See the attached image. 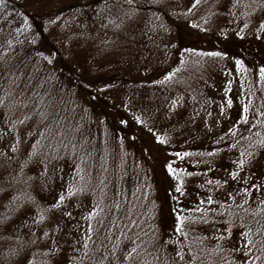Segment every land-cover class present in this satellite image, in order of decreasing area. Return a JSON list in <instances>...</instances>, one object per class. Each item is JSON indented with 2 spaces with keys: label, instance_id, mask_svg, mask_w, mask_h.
Segmentation results:
<instances>
[{
  "label": "rangeland",
  "instance_id": "rangeland-1",
  "mask_svg": "<svg viewBox=\"0 0 264 264\" xmlns=\"http://www.w3.org/2000/svg\"><path fill=\"white\" fill-rule=\"evenodd\" d=\"M197 1L138 0L134 8L119 5L113 10L93 6L88 15L79 16L73 25L78 35L77 64L92 76L110 78L94 82L93 88L120 105L124 114L145 131L148 141L152 138L161 150L174 153L176 171L185 173L192 168L195 174L207 166L201 154L209 150L214 152L215 147L227 144L236 134L234 116L241 118L244 114L246 84V72L236 59L209 55L211 52L200 46H186L177 63L169 66L167 46L175 41V30L171 17L166 18L164 13H179L175 14L179 20ZM251 9L255 11L256 7L251 6ZM261 20H264V12L253 15L244 7V1L218 0L211 27L222 37L238 33L245 36L264 34ZM0 36L3 38L0 37V42L4 41L5 45V35ZM21 46L29 52L26 44ZM42 53L48 61L49 53ZM4 70L0 66V98L9 95L6 91L9 85L2 86ZM31 72V69L24 71L23 79L27 81ZM53 88V83L47 86L43 102L27 99V106L12 119L7 113L0 117V153L8 148L13 151L17 146L21 157L30 156L31 162L23 173L37 191L30 194L39 197L42 205L10 219L14 222L9 225H0V264H12L23 258L7 251L6 243L13 239L27 244L51 239L54 245L59 243L67 251L75 249L80 253L89 238L96 235L95 229L102 225L109 230L110 221L116 219L120 220V225L115 229L113 252L117 257H127L133 235L144 233L151 225L153 205L151 200L146 201L150 191L145 182L144 172L147 171L142 166L147 167V163L124 137L115 135L114 139L112 128L109 129L101 118L91 119L87 106L70 108L71 94L65 90L64 96H58ZM73 90L74 86L69 88L70 92ZM54 98H63L62 107L67 106L69 113L61 116L62 107L60 116L42 109L44 102L51 106ZM77 123L82 125L85 134L80 136ZM189 127L198 133L184 140L182 135ZM208 128L216 134L210 136ZM204 135L205 139L199 141ZM157 136L162 139L157 140ZM245 136L237 138L235 143L248 144L247 150L259 146L264 156V127L246 132ZM191 138L196 140L190 146L187 141ZM110 148L113 155L105 154ZM35 150L37 155H33ZM241 160L243 164L239 163ZM248 163L245 150L225 155L215 168L214 183L233 179L231 186L223 188L222 185L220 191L223 193L209 196H203L200 190L177 194L183 213L203 217L207 211L201 209V203L223 200V194L234 193V185L240 182L248 185L253 179L250 172L237 168H248ZM8 168L0 164V176ZM260 174L262 179L257 178L254 187L257 198L249 200L240 190L237 202L245 206L252 203V208L264 216V169ZM42 185L63 197L60 206L49 210L48 219L44 209L48 207L47 193ZM12 193L0 194V209ZM42 215L47 219L44 222L40 219ZM208 232L209 229L199 231L201 239L215 243L216 229H212V236ZM236 244L242 249L240 264H250L257 253L251 255L249 245L257 246L258 243L236 240ZM77 258L60 257L58 264H68L70 259ZM123 263L139 264V260L137 257L127 258V261L124 258Z\"/></svg>",
  "mask_w": 264,
  "mask_h": 264
},
{
  "label": "trees",
  "instance_id": "trees-1",
  "mask_svg": "<svg viewBox=\"0 0 264 264\" xmlns=\"http://www.w3.org/2000/svg\"><path fill=\"white\" fill-rule=\"evenodd\" d=\"M137 1L0 0V34L5 35L6 41L5 45L4 41L0 42V66L5 68L2 86L9 85L6 89L9 95L0 98V117L7 113L12 119L15 113L24 110L27 99H40L43 102L46 97L45 90L52 83L55 84L53 90L56 91V95L64 96V91H68L72 96L70 108L87 106L91 119L101 118L109 129L112 128L114 139L115 135L124 137L125 142L133 145L137 154L145 160L147 167L142 166L147 171L144 172L145 182L150 191L146 201L151 200L153 205L151 225L145 228L147 230L144 233L133 235L134 240L126 254L127 257H117L113 252L115 229L120 225V220L116 219L110 221L112 225L109 230L102 225L101 228L95 229L96 235L89 238L87 246L85 245L80 253L75 249L67 251L58 242L54 245L51 239L30 244L13 239L6 243L7 251L19 254L23 258L12 264H42L40 260L45 264H58L60 257H78L77 260L70 259L68 264H121L124 258L127 261L130 257H137L139 264H240L242 249L237 247L236 240L239 243L241 240L256 241L257 246L249 245L251 255L257 253L250 264H264V216L263 214L260 216V211L252 208V203L249 202L245 206L237 202L240 190L249 197V200L252 197L257 198L254 187L257 184L255 180L262 179L260 170L264 169L263 151L259 146L247 150L248 144L235 143L237 138H246V132L264 127L262 124L264 75L261 74V69L264 68V34L253 33L249 36L240 34L230 37L217 34L211 27V21L218 0L195 2L190 12L179 20L175 17V14L179 13H164L166 18L171 17L169 19L175 30V41L167 46L171 64L169 66L177 63L180 52L184 51L186 46H200L211 53H218L217 57H232L240 61L246 72L243 92L245 109L241 118L234 116L236 134L228 139L227 144L215 147L214 152L217 154L213 156L203 154L207 166L202 168L201 172L195 174L192 168L185 173L176 171L174 164L177 158L174 157V153L161 150L159 143L155 144L152 138L148 141L145 131L139 129L128 115L124 114L120 105H116L108 96L99 94L97 89L93 88L94 82L101 83L110 78L103 75L92 76L83 66L77 64L78 35L73 31V25L79 16L88 15L93 6L101 5L113 10L122 5L129 9L134 8ZM241 1H244V7L253 15L264 12V0ZM251 6L256 7L255 11ZM21 44H26L29 52H25ZM44 51L49 53L48 61L44 59L45 54L42 53ZM30 69L32 76L26 81L23 79V72ZM47 74L50 75V79ZM73 86L75 90L70 92L69 88ZM63 102V98H54L51 106L44 102L42 109L45 112L53 111L56 116H60ZM68 111L67 106H63L61 116L69 113ZM78 127L80 136L85 134L82 125L78 124ZM207 131L210 136L216 134V131L210 128ZM197 133L189 127L182 138L186 140ZM12 135L15 136L16 133ZM204 139L205 135L199 141ZM194 140L196 139L191 138L187 143L191 146ZM238 150H245L249 169L240 166L237 168L250 172V177L253 178L251 182L248 185L241 182L239 185L235 184L232 190L234 193L224 192L221 201L201 203V209L207 211L203 217H192L191 214L183 213L177 194L185 193L186 190H200L203 196H209L223 193L220 191L222 185L223 188L231 186L233 179H223L224 182L214 183L216 180L213 174L216 172L217 163L225 158V155ZM105 154L113 155L112 148ZM0 155L1 166L9 167L8 171L0 176V194L13 192L0 209V225L3 223L9 225L14 222L10 219L42 205L39 197L30 194L37 191L34 186H30L23 173L31 162L30 156L21 157L17 146L13 151L8 148ZM33 155H37L36 150ZM169 167L172 171H169ZM43 188L48 199L46 202L48 207L44 208L48 219L49 210L60 206L63 200L59 199L60 196L54 190H46V186ZM177 188L180 191H177ZM42 217L43 222L47 220L45 215ZM177 217H180L181 224L179 232L176 231ZM213 228L217 231V234L213 235L217 239L216 242L211 244L203 241L199 231L206 232L209 229L208 233L212 236ZM70 234L74 236V233ZM220 236L225 238L218 241ZM177 252L180 253L179 256L176 255Z\"/></svg>",
  "mask_w": 264,
  "mask_h": 264
},
{
  "label": "snow or ice",
  "instance_id": "snow-or-ice-1",
  "mask_svg": "<svg viewBox=\"0 0 264 264\" xmlns=\"http://www.w3.org/2000/svg\"><path fill=\"white\" fill-rule=\"evenodd\" d=\"M260 25H261V28L264 29V20H261V21H260ZM238 35H240V33H238ZM209 55H218V53H209ZM237 63L239 64L240 61H237ZM261 74L264 75V68L261 69ZM166 78H167V77H166ZM122 123H123V121H122ZM156 139H157V140H161L162 138L159 137V136H157ZM239 163H240V164H243L244 161L241 160ZM169 171H172V169H171L170 167H169ZM177 191H180V189L177 188ZM69 194H71V193H69ZM59 199L62 201V200H63V197H60ZM209 202H210V201H209ZM40 219H43V217H40ZM180 230H181L180 217H177V221H176V231L179 232ZM225 231L227 232V229H225ZM224 238H225L224 236H220V237H218V241H219V240H222V239H224ZM133 251H135V249H133ZM129 255H131V254H129ZM176 255L179 256L180 253L177 252Z\"/></svg>",
  "mask_w": 264,
  "mask_h": 264
}]
</instances>
